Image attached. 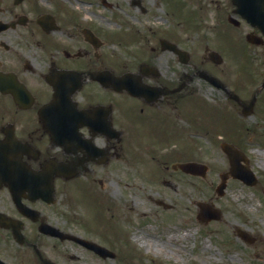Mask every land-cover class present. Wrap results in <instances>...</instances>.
Wrapping results in <instances>:
<instances>
[{"label": "flooded vegetation", "instance_id": "af4514ba", "mask_svg": "<svg viewBox=\"0 0 264 264\" xmlns=\"http://www.w3.org/2000/svg\"><path fill=\"white\" fill-rule=\"evenodd\" d=\"M190 1L219 45L264 47L240 9L264 12V0ZM127 3L0 0V264H109L89 241L119 259L122 238L111 241L108 221L91 220L84 199L118 169L111 163L180 137L190 107L200 105L199 71L217 63L189 48L196 39L188 27L174 30L143 0ZM130 29L150 52L127 57ZM249 32L263 42H248ZM127 71L143 88H125Z\"/></svg>", "mask_w": 264, "mask_h": 264}, {"label": "rangeland", "instance_id": "374dc122", "mask_svg": "<svg viewBox=\"0 0 264 264\" xmlns=\"http://www.w3.org/2000/svg\"><path fill=\"white\" fill-rule=\"evenodd\" d=\"M115 1L121 2L129 10L127 0ZM143 2L151 8H155V0H143ZM161 2L165 4L164 0H161ZM167 2V5L161 3L163 11L157 7V12L165 16L167 10L168 23L171 24L172 19L174 21L176 18V14H172V10L174 11L177 8V4L173 0H167ZM182 11L186 12V17L190 15L191 25H193L195 22L193 13L186 10V6L182 8ZM186 17L183 16V19L186 20ZM177 20H180L179 16H177ZM138 22L141 23L142 21ZM154 24L161 23L157 20ZM189 25V21L184 24L185 27ZM198 31H201V29ZM190 32H196L193 35L196 41H190L192 45L196 44L195 47L199 42L203 46L209 41L211 48L219 49V47H216L218 44L214 40L215 34L212 31L211 33L210 31L200 32L204 37L209 36V38H204L202 41L199 40L198 37L201 36H198L193 26H191ZM144 33L149 34L147 31H144ZM127 45L129 46L122 51H125L127 57L132 53L133 57L136 53L132 50L136 49L130 46L131 44ZM232 46L228 45L223 49L225 55L222 54L225 62L222 64L225 71L229 68L228 66L233 67L235 65L237 68L243 66L238 63L237 58L235 59V54L240 53V51L243 52L244 45ZM260 50L264 52L263 49ZM195 52L196 54L199 52L202 54L204 48L198 47ZM253 54L258 57L253 64V70L257 71L256 74L254 73L255 78L249 80L242 71L240 72L244 75L235 72L231 75H225L231 82H236L238 89L242 88L239 83L240 80L241 82L249 80L248 88L246 90L241 89V93L245 97L251 95V91L254 89L253 83L264 78V53ZM231 56L232 58H230ZM240 56L238 59H240ZM235 60L236 62H234ZM195 85L200 88L202 95L205 94L203 97L209 101V104L217 103L216 98L219 99L223 96L212 85L202 80H198ZM214 93H217L216 95L219 97H215ZM221 102L224 103V100H221ZM204 105V111L205 109L207 111L203 114L206 115L207 113L221 115L224 114L223 110L232 112L231 109L223 107L208 108L206 107L208 103ZM239 118L241 119L242 116ZM205 119H207L206 130L210 133L204 130L203 123ZM205 119H203V123L202 120H200V123L198 122L200 126L196 129L197 131H194L193 136H190L192 140L187 139V134L183 139L184 143L189 145L193 143L197 147L198 153L193 154L194 152H192L194 158L191 159H197L209 165L205 177L182 174L172 168L167 170L165 176L167 166L171 165L170 160H166L162 155L139 153L132 156L133 167L126 158L125 162L120 165L121 169L111 170L107 173L106 186L100 187L102 189L101 194L108 198L109 202V205L106 203L103 206V212L113 216L115 211H112L117 210V217L120 213V218H127L124 222L121 219V225H124L126 233L128 232V236L132 237H130V241L136 246V262L151 264H264V92L258 99L256 110L251 115L244 117V125L250 127L247 130V141L243 143L244 149L250 158L251 167L258 173L260 178L255 186H249L241 180L230 178L224 195L218 196L216 194L215 187L219 181L220 170L218 168H226L229 162L227 155L220 148V143H216L212 135H214L213 132L215 134H229L226 131L228 125L224 121L214 122L210 116ZM231 126L236 130L238 122L230 124ZM190 130H194V128L190 127ZM219 137L217 136V140ZM173 144L172 146L177 148L180 147L181 143ZM145 146L149 147L148 144ZM190 157L191 154L187 156V158ZM176 159L173 158V160ZM112 166L116 167V164L114 163ZM165 177L172 182V185L163 183ZM94 191L97 193H92V196L97 205L100 206L103 198L100 196L99 190L94 189ZM150 197H153V199L163 198L171 203L173 207L171 209L160 207L149 199ZM208 199L215 201L217 205L223 206L221 207V218L210 220L207 223L200 222L197 219V203L200 200ZM111 200L117 204L115 209H113L115 205L111 204ZM85 208L87 210L86 206ZM237 227L248 229L254 241L252 243L243 241L236 233ZM135 233L144 234L148 241L156 242L160 247L158 248L154 244L153 246L141 244V242L134 239ZM110 264H117V262L111 260Z\"/></svg>", "mask_w": 264, "mask_h": 264}, {"label": "water", "instance_id": "95a60500", "mask_svg": "<svg viewBox=\"0 0 264 264\" xmlns=\"http://www.w3.org/2000/svg\"><path fill=\"white\" fill-rule=\"evenodd\" d=\"M249 16V18H258V16L257 15H248ZM261 24H262V21H261ZM224 147H225V149L230 153V155H231V158L233 159V156L236 154V152L235 151H237V149L236 148H234V147H232L231 145H228V144H225L224 145ZM229 147H232V149H234V150H230V148ZM233 161H234V163H235V160L233 159ZM233 163V164H234ZM194 165H197V164H195V163H192V162H189V163H184V164H181V167H183L184 169H189V168H191V166H194ZM232 173H233V175H238L239 173H235V170L233 169V171H232ZM241 174V173H240ZM226 175L224 174L223 175V178H224V180L226 179ZM252 179L254 180V177L252 176ZM224 186H225V182H223L222 183V185H220V189L222 190L223 188H224Z\"/></svg>", "mask_w": 264, "mask_h": 264}, {"label": "bare ground", "instance_id": "6f19581e", "mask_svg": "<svg viewBox=\"0 0 264 264\" xmlns=\"http://www.w3.org/2000/svg\"><path fill=\"white\" fill-rule=\"evenodd\" d=\"M134 238L137 241L141 242V244H150L151 246H153V244H154V246H156L158 248L160 247L158 243L148 241V238L144 234L135 233Z\"/></svg>", "mask_w": 264, "mask_h": 264}]
</instances>
